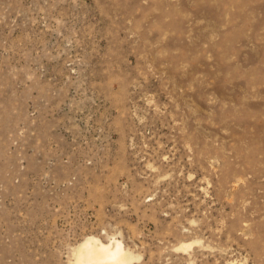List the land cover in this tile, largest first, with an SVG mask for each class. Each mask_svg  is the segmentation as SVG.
<instances>
[{
  "label": "rangeland",
  "instance_id": "1",
  "mask_svg": "<svg viewBox=\"0 0 264 264\" xmlns=\"http://www.w3.org/2000/svg\"><path fill=\"white\" fill-rule=\"evenodd\" d=\"M264 264V0H0V264Z\"/></svg>",
  "mask_w": 264,
  "mask_h": 264
},
{
  "label": "bare ground",
  "instance_id": "2",
  "mask_svg": "<svg viewBox=\"0 0 264 264\" xmlns=\"http://www.w3.org/2000/svg\"><path fill=\"white\" fill-rule=\"evenodd\" d=\"M127 262L126 252L120 243L105 246L88 241L78 251L76 264H127Z\"/></svg>",
  "mask_w": 264,
  "mask_h": 264
}]
</instances>
